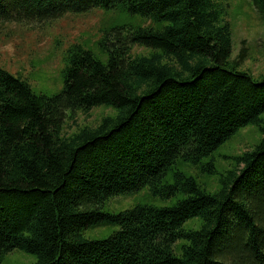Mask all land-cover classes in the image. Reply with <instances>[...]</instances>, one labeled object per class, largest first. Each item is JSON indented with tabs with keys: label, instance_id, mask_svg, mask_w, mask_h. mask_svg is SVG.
Listing matches in <instances>:
<instances>
[{
	"label": "trees",
	"instance_id": "1",
	"mask_svg": "<svg viewBox=\"0 0 264 264\" xmlns=\"http://www.w3.org/2000/svg\"><path fill=\"white\" fill-rule=\"evenodd\" d=\"M224 1L0 0V24L126 13L67 48L56 95L0 66V264L16 249L34 264H264V76L240 68L245 48L232 59ZM99 107L113 114L64 132ZM248 126L261 139L219 173ZM147 187L169 203L105 208ZM101 224L119 229L85 237Z\"/></svg>",
	"mask_w": 264,
	"mask_h": 264
},
{
	"label": "rangeland",
	"instance_id": "2",
	"mask_svg": "<svg viewBox=\"0 0 264 264\" xmlns=\"http://www.w3.org/2000/svg\"><path fill=\"white\" fill-rule=\"evenodd\" d=\"M229 14L225 17L233 30L232 59L237 58L242 48L246 57L241 69L250 71L256 78L264 76V22L252 0H227ZM120 10L95 8L89 12L72 13L41 23L0 24V66L15 75H22L37 93L56 95L63 88L62 72L65 69L64 53L70 45L89 42L94 45L100 39V30L107 24L117 25L125 19ZM72 115V112H68ZM113 114L110 108L99 107L89 113L77 111L66 119L64 132L72 134L84 126H96L105 115ZM261 139L255 126H248L216 152V167L219 173L230 166L229 158L251 149ZM188 170L187 166H183ZM197 173L196 169H192ZM201 179L203 175H199ZM215 178L211 181L216 183ZM138 203L158 205L169 201L155 199L145 188L130 195L111 198L106 209L120 211ZM119 229L117 225L101 224L87 229L88 239L102 240ZM37 257L16 249L6 255L3 264H34Z\"/></svg>",
	"mask_w": 264,
	"mask_h": 264
}]
</instances>
